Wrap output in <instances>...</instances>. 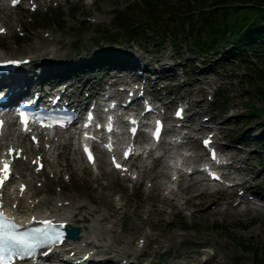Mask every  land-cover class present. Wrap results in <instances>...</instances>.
Wrapping results in <instances>:
<instances>
[{"label":"rangeland","instance_id":"obj_1","mask_svg":"<svg viewBox=\"0 0 264 264\" xmlns=\"http://www.w3.org/2000/svg\"><path fill=\"white\" fill-rule=\"evenodd\" d=\"M157 1L163 8L172 11H182L190 7L188 5L190 0ZM191 1L207 4L214 2V0ZM144 2L145 0H52L50 1V7L39 4L36 12L28 8L18 9L14 13L0 12V21L8 30L7 34L0 37V55L4 53L15 56H25L30 53L39 54L40 52L35 53L34 49L39 45L40 39L43 36H56L60 38L61 41L55 44V47H57L58 53H66L63 57V62L65 64H79L80 62L86 63L90 61L94 63L95 60L93 57L99 55L105 58L118 57V54L112 53L113 50L116 52H137L145 61L157 60L160 58V60H157L159 62L166 59V66L173 64L176 70L175 74L167 72V77L175 79V77L179 75L176 82L172 80V83L168 87L176 88L178 85L183 86L184 90L189 87V90L192 92L198 90L206 95L202 101L204 107L200 109V111H202L201 115L210 112L213 116L217 115L216 119L222 122L224 118L228 116V109L231 106L235 107V109L231 111V113H234L231 117L229 116L230 120L225 129H223V132H221V135L223 136L224 132H227L228 138L238 144L243 143L241 141L243 137L249 139L250 147H243L240 145H237V147L239 146V150L243 151L241 157L244 160L248 158L250 153L254 152L251 157V162L255 170L262 169L263 173L259 180H264V167H262V164H264V148L261 147L259 143L262 137V128L259 127H261L260 124L264 121L261 117L253 116V118L248 119L247 121L249 122L246 123L245 114L248 111L244 105L245 102H249L251 106L255 105L260 108L264 106V99L255 96L253 89L247 87V84L243 83L242 85V83H238L237 80H232L229 77L231 73L240 74L239 70H236L239 69L237 65L223 67L221 64H218L216 66L214 61L207 60L209 62V66L205 68L207 73L202 75L195 70L201 67V62H203L205 58L202 55L194 53V51H190L191 49L187 48L186 45L175 48L171 42H165L160 45V47L153 48L151 44L140 42L139 46L136 45V47H134L135 45L128 36L122 31L117 32L114 30L116 23L114 15L118 10L125 11L129 10V8L134 9V5L137 8ZM127 6L129 7L127 8ZM165 9L161 11L164 12ZM123 13L121 15H123ZM44 14L54 15V18L61 21V23L56 26L49 24L48 29L44 28L45 26H41L40 22L36 20L37 16H42ZM128 15L130 14L128 13ZM57 16H59V19ZM155 16L157 17V13ZM138 19H140L139 16L133 15L129 22L133 23ZM157 22L160 25L163 23L165 25L167 24L175 29H179L182 26V20L175 13H173L170 19L164 17L157 20ZM52 30L54 31L53 35ZM37 32L40 33L39 36L36 35ZM107 33H113L112 37H115L117 40L115 42L104 40L105 37H107ZM156 48L159 49L157 50ZM182 66H184V68H181ZM150 67L152 68L153 65L150 64ZM234 70L236 71L234 72ZM100 71L102 73L97 79H102L104 77L106 68L104 67ZM97 72H99V69L96 67L94 69H88L86 73L91 77L94 76L93 73L97 74ZM184 74H186L189 79L186 83L181 82L183 79H186ZM202 78L203 82L197 83ZM97 79L95 78V80ZM225 86L229 88L230 97L228 101L222 103L221 107L218 108L209 100V94H212L214 91L217 92L219 88H225ZM247 124L250 126H247ZM197 144L198 142H194L192 146H196ZM72 155L77 157L75 154ZM79 158L81 159V157ZM81 164L82 162H79V165ZM161 166H163L162 163L155 165L153 173H158L161 170ZM105 167L109 169L106 163ZM107 171L108 175L105 176L106 180L104 181H112L114 187L112 188L113 191L111 189L109 190V188L104 189V204L106 206L99 205V207L109 216L110 221H117L115 230L122 231L123 229V232L126 233L127 228L135 219V212H133L134 208L137 205H144V208L142 206L140 211L142 217L145 218L146 210L150 206L152 199L158 198L154 208L161 209L164 207L165 211L167 210L164 214V222L161 224V227L165 229V233L176 234L175 248L173 249L159 246L156 241L151 240L148 247L145 248L147 249V253L145 252V254L138 256L140 262H142L141 260L159 261L158 255L166 253L161 263L169 262L168 264H177L188 260L195 263L192 259H196V262H199L205 257L217 253L216 261L210 260L207 264H264V208L257 214L241 215L238 213V210H234L233 208L225 210L229 206L218 201L219 208H209L210 213H202V210H199L196 216L192 217L187 213H191L195 209L193 206H188L184 211H180L179 208H173L168 204H163L161 199H159L157 191H150L152 186L149 187V184L153 183V181H150L149 178H147L145 183L140 187L134 186L131 188V183L116 177L110 170ZM158 181L163 180L158 178ZM192 181V178H187V180H184V184H190ZM262 186L264 188V182ZM97 190L99 192V188L96 184L95 188L89 190L84 181L78 180L71 185L68 184L63 194H74L87 199L93 197L96 199L97 204H103L100 203V199L98 198L100 197L99 193L97 197ZM118 190H121L124 194L123 202H125V196L126 199H128L127 215L122 212L116 204L113 205V194ZM58 191V186L53 187L49 196L56 195ZM199 191L200 188L195 185V187L190 190H186V192L182 194V197L178 198L177 202L180 203V199L186 196L195 197ZM161 194L166 193L162 191ZM114 198H116L115 195ZM260 198V203L264 205V194L260 195ZM89 200L90 199L87 201L89 202ZM200 201L201 199L199 197H195L193 203L197 204ZM90 205L95 206L94 204ZM172 209L175 212H171ZM158 218V215L153 216V220H157ZM167 220L172 221L171 224H167ZM131 232L135 240L134 247L139 243H144L146 238H141L144 233L151 232L156 236L160 234L158 230H152L147 224L143 226L142 230L138 232L131 230ZM207 238L212 240L213 243L205 244L204 240ZM182 239L184 241H181ZM194 243L201 244L195 245Z\"/></svg>","mask_w":264,"mask_h":264},{"label":"bare ground","instance_id":"obj_2","mask_svg":"<svg viewBox=\"0 0 264 264\" xmlns=\"http://www.w3.org/2000/svg\"><path fill=\"white\" fill-rule=\"evenodd\" d=\"M1 1H2L1 6L3 7V9H5L6 6L4 5L3 0H0V4H1ZM48 3H49V0H44L43 3L41 4L48 5ZM29 6H31V4H29ZM2 26L4 25L1 24L0 28ZM36 35L39 36L40 33L37 32ZM60 41L61 40L58 37H49V38L42 37L40 39L39 45H37V47H35L36 49H34L35 53L40 52L39 54L36 55V54L31 53L33 55H25L21 57V59H25L27 57H30L32 59L31 64H29L30 71L27 73L17 74L13 77V79L17 76L15 80L16 81L23 80L24 82H26V84H28V88L30 89L31 86H33V81H32V76H31L33 72V67L37 64V65L44 66V70L48 68V63H47L48 61L37 60L35 57L39 56V57L44 58L48 52L49 53L54 52L52 53L54 55L53 56L54 64H55V61H57L55 66L60 65L58 67L60 68L64 64L63 57L66 55V53L57 52L58 49L57 47H55V44H57ZM113 51L116 53L115 50ZM117 52L123 54L124 57L131 60L132 62L131 67H135L140 64L144 65L145 63V60L143 59V57L138 54L129 53L125 51H122V52L117 51ZM8 55L9 54L7 55L2 54L0 55V59L12 57ZM167 69L172 70V71L174 70L172 66H169V68ZM117 81L118 80L112 82V84L117 83ZM125 98H127V96H125ZM231 109L234 110L235 107L231 106L229 111H231ZM230 115L232 114H228V116L225 118V121H224L225 123H227L230 120V118H228ZM56 136L57 134L53 135L54 146L53 145L52 146L54 149L52 148L53 149L52 152L59 150L57 147L58 145H62V147L58 151L57 159L54 161H52L49 158V154L53 156L51 154V150L45 148V145L47 143H50L49 141H46L42 143L39 147H37L29 141V138L27 139V136L16 134V132H8V130H6V134H3V136L0 139V145L8 143L5 147L6 150L9 149V144L12 143V144H17L18 146L23 147L25 150V153H29V155L31 156L35 154L32 158H30L29 162H25V160L23 159H19L15 161L14 175L15 173H19L20 172L19 170L21 169L25 171L21 175V178L14 177L13 181L9 183L11 186L15 182H17L18 184L16 187L15 196L11 197L10 191L8 190L5 191V200H10L8 204L11 209H14L12 205L19 198L18 195H19V187L21 186V181H25L29 183L30 185H33L34 182H37L39 180L38 174L35 172V167L37 166V164L35 166H32V159L34 158L36 159L37 154L39 153H43L45 161L48 162V164L50 165L49 172L54 173V178L48 179L46 181V184H44L47 190L49 189L50 185L61 183L63 175L66 174L67 172L70 173V176L73 181L84 179V183L88 187L89 190H91L92 188H95V184L99 188V192L98 190L96 191L97 197L99 193L100 197L101 196L102 197L101 198L98 197V198L100 199V203H103V204H97L96 199H94L93 197L88 198L90 199V203H88L87 201L82 202L80 200H76L73 197V194L65 195L63 193L57 194V196L52 199L53 208L51 209V211H55V210L60 211L59 213L65 215L71 223H73L74 225H79L82 228V231H81L79 239L75 241L73 240L71 242H66L62 246L56 248V252L53 253L51 257L61 260L62 262H66V263L74 262V261H77V262L83 261V263L81 264H87L88 262L89 263L95 262L94 258L96 254V257L103 256L99 260V264L101 263L111 264V262L115 261L114 259H118V257H121L120 264H122L125 259H127L130 262V264H135L136 258L134 256L139 255L142 251L147 253V249H144V247H148L151 240L156 241V243H158L159 246L168 247L170 249L175 248L176 234L165 233L166 232L165 229L161 227V224L164 222V214H165V210L163 208L156 209L153 206H151L150 208L146 210V217L143 218L140 209L142 208V206L144 208V205H139V206L137 205L138 207L134 210L136 221L133 222L127 228L126 230L127 232L126 233L123 232V229L122 231L115 230L117 221L115 220L110 221L109 216L105 214L99 207V205L106 206L104 204L105 202V199H104L105 190L104 189L109 188V190L110 189L112 190V188L114 187L111 181L107 183L103 181V179H106L105 176L108 175L107 173L108 169L105 167H102L104 171L102 170L98 174L93 175L90 171L86 170L85 168H82V167L79 168L78 163H76V157H71V152H70V146L72 142L75 141V136H71L69 132H64L63 134L59 135V138H58L59 140L56 139ZM62 139L63 140L69 139L70 141L69 142L60 141ZM197 157H198L197 155L191 156L189 157L188 161H193ZM62 160L66 161L65 165L62 163ZM79 169L82 171V174L79 173ZM259 174L260 173H258L257 175ZM160 175L170 177L169 173L164 172L163 170L162 171L160 170L158 173H155L153 175L148 172L147 168H144L142 172V181H144V178L146 176H150L152 180L155 181L154 190H158L160 189L161 185L158 184L157 178H159ZM194 183L196 184V182ZM10 188L11 187H9V190ZM191 188L192 186L191 184H189L187 186H182L179 192L175 191L174 189H171L169 190L170 195L162 197L161 201L178 207V204L175 203V200L177 199V197L182 192H186V190H190ZM40 190H41L40 188L33 190L31 186H29V189L26 191L25 196L21 200V202L25 203L24 205H21V207L26 206L27 210H21V209L17 210L16 209L14 211L17 212L18 214L27 213L31 215L32 213L38 211L40 207L45 206L48 203V199L45 198L46 195L42 196L43 198H41L38 203L33 205V202H35L37 198L36 195L38 194V191ZM12 194L14 193L12 192ZM200 195L202 196L203 193H200ZM83 200L85 201L86 199L84 198ZM120 200H123V195L121 196ZM156 201H158V198L154 199V205ZM191 203H192V197H187L183 205L187 204V207H188V205H190ZM90 204H94L95 206H92ZM127 206H128V199H126V196H125V203L121 206V208L124 209V211H126ZM196 207H197V212H199V210H202V213L203 212L210 213V209H209L210 206L208 204V200L206 196L203 197L202 201L198 205H196ZM49 209L50 208H45V210H49ZM82 210H85L86 212L82 213ZM197 212L192 213V216L195 217ZM154 215H158L159 218L157 220H153ZM145 224H147L152 230H158L160 234L159 236H156L152 234L151 232L144 233V237L146 238V244L143 247L141 245H138V247H136L135 249L134 248L135 240L132 237L131 230L138 232L142 230L143 228L142 225H145ZM181 241H184V240L182 239ZM198 242H201V241H198ZM204 243L206 244V243H213V242L212 240L207 238L204 240ZM194 244L200 245L201 243H194ZM72 253H74V255H72ZM87 253H89L90 255L91 253L93 254L91 255L90 259L83 260V257ZM216 257H217V253L216 254L214 253L209 256L208 260L216 261ZM58 260H54V262H58ZM168 263L164 262L162 264H168Z\"/></svg>","mask_w":264,"mask_h":264},{"label":"trees","instance_id":"obj_3","mask_svg":"<svg viewBox=\"0 0 264 264\" xmlns=\"http://www.w3.org/2000/svg\"><path fill=\"white\" fill-rule=\"evenodd\" d=\"M152 7L150 0L147 11H143V18L147 22L153 20L148 18ZM173 13L187 20V24L184 23L181 30L174 32L171 28H163L167 30L161 32L163 37L171 36L177 42L184 38L204 53L217 54L220 49L229 46L222 53V60L227 57L231 60L239 59L249 71H255L259 75V81L256 82L258 95L264 94V75L257 71L255 63L250 59L254 57L257 61L264 60V0H214L213 3H202L186 11L171 10L169 15ZM39 19L54 23L51 16H40Z\"/></svg>","mask_w":264,"mask_h":264},{"label":"snow or ice","instance_id":"obj_4","mask_svg":"<svg viewBox=\"0 0 264 264\" xmlns=\"http://www.w3.org/2000/svg\"><path fill=\"white\" fill-rule=\"evenodd\" d=\"M3 31V30H0ZM8 63H16L15 61H9ZM207 143V142H206ZM14 151V150H10ZM85 151L89 154V159L93 160L94 158L91 155L90 149L87 147L85 148ZM119 167V165H117ZM42 167V165H41ZM9 174L11 175V170L9 169ZM214 178H219L215 177ZM8 176L0 178V186L3 185L4 180L8 179ZM24 186H21V190L23 191ZM3 204L0 203V209H2ZM16 227L15 222L12 221V218L7 217L5 213L0 211V264H2L3 261L10 257H5L2 253H9L12 254L16 252L18 249H27L31 247L30 240L34 237L33 233H25L23 235L14 233V229Z\"/></svg>","mask_w":264,"mask_h":264}]
</instances>
